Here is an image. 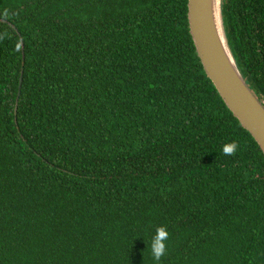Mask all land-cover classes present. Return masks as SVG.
Here are the masks:
<instances>
[{"label":"trees","instance_id":"1","mask_svg":"<svg viewBox=\"0 0 264 264\" xmlns=\"http://www.w3.org/2000/svg\"><path fill=\"white\" fill-rule=\"evenodd\" d=\"M220 16L264 107V0ZM0 36V264H157L160 226L159 264H264V159L186 0H0Z\"/></svg>","mask_w":264,"mask_h":264},{"label":"water","instance_id":"2","mask_svg":"<svg viewBox=\"0 0 264 264\" xmlns=\"http://www.w3.org/2000/svg\"><path fill=\"white\" fill-rule=\"evenodd\" d=\"M186 22L204 75L264 159V107L245 84L230 55L221 24L220 0H186Z\"/></svg>","mask_w":264,"mask_h":264},{"label":"clouds","instance_id":"3","mask_svg":"<svg viewBox=\"0 0 264 264\" xmlns=\"http://www.w3.org/2000/svg\"><path fill=\"white\" fill-rule=\"evenodd\" d=\"M0 36V39H3ZM238 143L233 141L222 146V153L227 156L235 155L238 150ZM169 239V233L164 226L157 227L155 234L152 236L149 242L150 254L154 261L159 264L161 258L166 254V241Z\"/></svg>","mask_w":264,"mask_h":264}]
</instances>
